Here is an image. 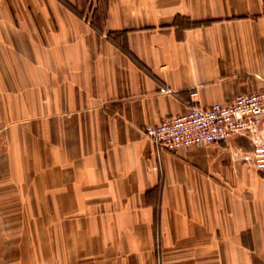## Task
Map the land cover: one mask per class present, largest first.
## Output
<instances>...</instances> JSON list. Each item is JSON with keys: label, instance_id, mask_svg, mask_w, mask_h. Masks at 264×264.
I'll return each mask as SVG.
<instances>
[{"label": "crops", "instance_id": "crops-1", "mask_svg": "<svg viewBox=\"0 0 264 264\" xmlns=\"http://www.w3.org/2000/svg\"><path fill=\"white\" fill-rule=\"evenodd\" d=\"M260 91L264 0H0V120L27 202L0 264H264L248 140L144 134Z\"/></svg>", "mask_w": 264, "mask_h": 264}, {"label": "built area", "instance_id": "built-area-1", "mask_svg": "<svg viewBox=\"0 0 264 264\" xmlns=\"http://www.w3.org/2000/svg\"><path fill=\"white\" fill-rule=\"evenodd\" d=\"M144 134L156 148L165 150L227 143L244 137L251 145L244 159L264 172V91L238 94L229 103L191 105L180 115L147 126Z\"/></svg>", "mask_w": 264, "mask_h": 264}, {"label": "rangeland", "instance_id": "rangeland-1", "mask_svg": "<svg viewBox=\"0 0 264 264\" xmlns=\"http://www.w3.org/2000/svg\"><path fill=\"white\" fill-rule=\"evenodd\" d=\"M9 125V122L0 120V260L6 263L18 257L19 237L22 235L19 231L25 221L27 203L15 197L21 192L23 183L10 168V156L14 150L9 138ZM30 181L32 184H28V188L33 185V174L27 183Z\"/></svg>", "mask_w": 264, "mask_h": 264}]
</instances>
